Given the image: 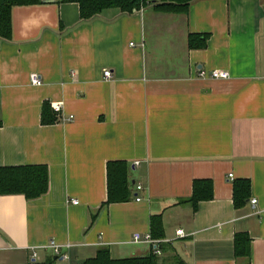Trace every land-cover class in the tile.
Wrapping results in <instances>:
<instances>
[{"label": "crops", "instance_id": "1", "mask_svg": "<svg viewBox=\"0 0 264 264\" xmlns=\"http://www.w3.org/2000/svg\"><path fill=\"white\" fill-rule=\"evenodd\" d=\"M159 3L88 20L62 0L12 8L10 39L0 37V168L45 166L48 189L0 195V264H86L101 248L145 257L152 246L132 236H150L158 216V264H264V0H195L181 14ZM191 35L205 48H189ZM212 70L230 78L204 76ZM45 103L60 105L54 125L40 123ZM113 161L129 165L131 197L106 205ZM244 179L250 195L236 208ZM201 180L213 196L195 210ZM235 234L250 237L246 261Z\"/></svg>", "mask_w": 264, "mask_h": 264}, {"label": "trees", "instance_id": "2", "mask_svg": "<svg viewBox=\"0 0 264 264\" xmlns=\"http://www.w3.org/2000/svg\"><path fill=\"white\" fill-rule=\"evenodd\" d=\"M146 0H62L63 3L71 2L79 7V19L88 20L109 8L119 9L122 13H131L144 5ZM195 0H161L155 10L160 13L181 14L186 13L189 3ZM40 0H0V37L6 40L11 35V12L14 7L37 6ZM199 42L196 44L195 42ZM206 36H189V48H205ZM40 123L54 125L57 115L47 103L43 104ZM107 201L106 205L127 202L130 197V181L128 180L129 165L124 162L113 161L106 164ZM47 167L27 166L0 168V195L19 194L28 199L42 196L48 189ZM250 183L247 179L234 182L233 204L236 208L243 206L250 195ZM192 197L189 200L192 207L197 209L198 203L212 199V184L210 181H195L192 185ZM150 237L155 240L162 239L163 228L160 217H152ZM250 237L247 234H235L233 249L235 258L247 260L250 255ZM96 256L86 264H158L157 257L152 253L145 257H130L127 259H112L106 248L96 252ZM182 264V263H179Z\"/></svg>", "mask_w": 264, "mask_h": 264}, {"label": "built area", "instance_id": "3", "mask_svg": "<svg viewBox=\"0 0 264 264\" xmlns=\"http://www.w3.org/2000/svg\"><path fill=\"white\" fill-rule=\"evenodd\" d=\"M204 74L201 73L199 74V76H203ZM204 76H208L209 78H213V79H219V80H227L228 78H230L229 74L224 72V71H219V70H212V72H210L209 74H206ZM111 77V74L108 70L103 72V78L106 80H109ZM29 81L31 83V85L33 86H39L41 84V81L39 79V77L35 74L30 75L29 77ZM54 111L56 113H59L61 111L60 109V105H55L54 106ZM70 119H72V117H70ZM231 180L233 179L232 175L230 174L228 176ZM142 188L141 186H136V191H140ZM137 201H139V199H137ZM73 204H77L78 201L73 200L72 201ZM256 203L255 200H251V204L254 205ZM177 236L179 238H184V234L181 231H178ZM132 242L134 244H144V243H148L152 246V249L150 250L151 253L155 256H159V254H161V251L158 249V245L160 243V240H154L152 237H150L149 235L144 236V239H142L141 237H139L138 235H133L132 236ZM49 248H51L53 250V252L56 255H59V251H58V246L55 245L54 242H51L50 245L48 246Z\"/></svg>", "mask_w": 264, "mask_h": 264}]
</instances>
